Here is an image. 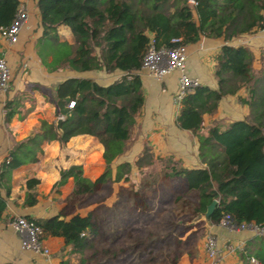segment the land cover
Here are the masks:
<instances>
[{"label": "trees", "instance_id": "16d2710c", "mask_svg": "<svg viewBox=\"0 0 264 264\" xmlns=\"http://www.w3.org/2000/svg\"><path fill=\"white\" fill-rule=\"evenodd\" d=\"M19 5L20 0H0V25L11 23ZM36 6L42 28L35 42L36 54L43 64L48 54L57 52L79 72L126 71L106 84L77 76L58 82L56 118H41L39 129L16 142L0 161V187L7 195L12 170L38 160L44 140L65 143L71 136L85 133L101 142L105 167L95 179L84 176L80 164H72L60 168V177L53 184L58 188L72 176L75 187L68 199L76 198L75 205L51 216H29L41 227V237L62 236L64 243L70 244L68 249H61L65 258L60 264H178L182 253L189 258L196 255L209 225L226 213L235 222L264 224V48L255 65L248 46L230 43L260 26L264 0H36ZM60 26L69 30L71 40L61 37ZM150 35L158 47L170 45V38L179 35L186 44L202 36L219 37L225 42L215 55L217 86L200 84L185 93L175 119L178 127L196 135L203 165L180 166L175 160L155 156L145 143L135 160L142 174L140 188L129 193L128 199L126 195L124 201L132 208L134 195L139 194L144 211L151 210L147 192L153 193L157 185L152 178L157 160L162 164L163 178L179 180L172 202L181 205L174 209V215L186 213L188 219L178 222L179 218L170 216L157 228L136 231L130 223L114 222L122 210H117V215L110 213L113 222L107 225L106 216L95 209L82 214L74 207L99 184L126 178L130 173V162H120L114 172L111 163L126 150L144 103L137 71ZM240 88L247 93L244 117L224 124L216 120L204 130V115L214 113L223 96ZM70 100L74 101L72 106H68ZM5 107L9 119L15 109L11 101ZM59 115L60 131L56 126ZM38 181L29 177L26 187L31 189ZM213 198L217 203L206 221L204 211ZM37 200L35 193L27 191L25 204L33 205ZM5 205L0 193V219ZM179 225L183 229H177ZM236 252L238 264H253L251 258L264 263V235L253 236Z\"/></svg>", "mask_w": 264, "mask_h": 264}, {"label": "crops", "instance_id": "0c3cea01", "mask_svg": "<svg viewBox=\"0 0 264 264\" xmlns=\"http://www.w3.org/2000/svg\"><path fill=\"white\" fill-rule=\"evenodd\" d=\"M20 4L27 12V20L20 30L18 40L15 43H8L0 39V56L7 60L11 70L8 87L0 90V161L16 142L39 129L41 118L49 121L56 118L55 96L58 82L66 77L77 76L91 77L106 84L123 74L122 70L106 72L102 69L79 72L57 52L48 54L46 63L43 64L36 54L35 42L42 33L36 0H20ZM59 32L61 37L71 40V34L66 27L60 26ZM224 42L219 37L202 36L196 42L187 44L186 72L197 76L201 84L216 87L215 55ZM230 43L248 46L255 56L254 64L258 65L260 51L264 48V28L257 27L232 39ZM177 75L178 72L175 71L159 81L141 74L144 103L135 122L139 129L138 136L134 141L130 138L126 150L111 163L113 172L120 162L128 161L131 164L130 173L126 178L111 180L113 187L110 201L114 204L112 213L117 207V210L121 211L119 206L125 201L126 195L128 199L129 193L140 188L142 174L135 160L141 154L145 143L151 147L155 156L170 158L177 161L180 166L203 165L198 155L196 135L190 129L178 127L175 121L178 105L172 96L177 88ZM246 99L247 93L244 88H240L234 94L223 96L219 100L217 110L204 115L203 129L206 130L216 120L224 124L233 119L243 118L248 109ZM7 101H11L15 109L9 119H6ZM41 146L42 151L38 155V160L19 165L12 170L7 195L5 189L0 187V193L6 200L0 219V264H60L61 259L65 258L62 252L70 247V244L64 243L62 236L41 237L42 243L50 249L48 254L23 249L20 246L19 234L10 226L9 219L18 214L36 218L51 216L69 206L68 195L75 187L73 177H68L58 188H53V184L60 177L61 167L80 164L82 174L90 179H95L103 171V146L93 135L75 134L65 143L58 139L44 140ZM154 166L156 170L152 178L157 182L158 192V180L164 179L167 183L169 180L163 178L162 164L159 161L156 160ZM29 177L39 180L31 189L26 187V179ZM27 191L36 194L38 200L35 204L24 203ZM156 191H153L155 196ZM120 215H117L118 219ZM207 234L217 237L221 249V257L215 264L219 262L238 264L237 249L256 236L247 229H228L216 223L209 225ZM205 238L200 240L198 251L193 258H189L184 252L180 255L178 264H205L207 261ZM240 243L241 245L236 247ZM230 247L236 248L230 251Z\"/></svg>", "mask_w": 264, "mask_h": 264}, {"label": "built area", "instance_id": "2783aa9c", "mask_svg": "<svg viewBox=\"0 0 264 264\" xmlns=\"http://www.w3.org/2000/svg\"><path fill=\"white\" fill-rule=\"evenodd\" d=\"M192 1V0H189ZM27 20V12L20 4L15 18L8 25H0V39L15 43L19 38V33ZM260 28H264V13L259 22ZM187 61V44L183 42L182 36H173L170 38V45L156 46L155 39L152 35L149 36L148 45L143 55L139 74L148 75L156 80H162L165 76L177 71V88L172 99L179 105L183 95L201 82L197 76L190 75L186 72L185 66ZM126 71H123V74ZM11 78V70L4 57L0 56V90L8 87ZM73 100H70L68 106H72ZM10 226L19 234L20 246L23 249H30L33 252L48 254L50 249L41 241V227L28 215H14L9 219ZM228 229H247L253 232L254 235H264V224L253 221L235 222L232 217L226 213L222 215L217 223ZM238 244L236 247L240 246ZM207 261L205 264H215L221 257V249L218 244L217 237L213 234H207L204 242ZM236 247H230V251ZM253 264H264L263 262L251 258Z\"/></svg>", "mask_w": 264, "mask_h": 264}, {"label": "rangeland", "instance_id": "374dc122", "mask_svg": "<svg viewBox=\"0 0 264 264\" xmlns=\"http://www.w3.org/2000/svg\"><path fill=\"white\" fill-rule=\"evenodd\" d=\"M138 130L139 129L137 125H134L131 135V139L133 138L132 139L133 141L138 136L137 135ZM104 167H105V161H104ZM158 183H159L158 192L156 191L157 187L153 189L154 191L157 192L156 196L152 192L151 193L147 192L150 198V200L148 201L151 203L150 206L152 207L150 211H144L143 207L140 205L141 201L139 200V194H136L134 195L135 206L131 208L130 206H128L127 203L123 202V204L119 206L120 210H122L120 219L116 217V220H114V222L116 224L120 223L123 225H128V223H130L131 224L130 226L133 229H136V231H143V229H147V228H157L159 224L165 220V218H167L168 220L170 216L173 217L174 219L179 218L178 222L180 221V219L187 220L188 215L186 213L180 214L179 217H176L174 215L175 213L174 209L176 207H179V205H181L180 203L172 202L174 193L177 192L178 191L177 189H179L180 187L179 180L177 178L170 179L168 181L169 183L168 184L163 179V181L158 180ZM112 185L113 184L111 183V180L99 184L95 192L88 195L81 203L78 204V206L76 205L74 207V210L79 212H85L87 209L93 208L101 216H106L107 225L110 224L112 225L111 222H113V215L109 216V214L113 212V207H114V204L110 201L112 196V187H113ZM182 188H184V186ZM130 190L128 189V191ZM75 199L76 198H72L70 200V204H69L70 209H71L70 206L74 204ZM190 199H192V197H190ZM107 203H110V205ZM69 208L67 209V211L69 210ZM117 208L115 209L114 214L117 213ZM177 229H183V226L179 225Z\"/></svg>", "mask_w": 264, "mask_h": 264}, {"label": "water", "instance_id": "95a60500", "mask_svg": "<svg viewBox=\"0 0 264 264\" xmlns=\"http://www.w3.org/2000/svg\"><path fill=\"white\" fill-rule=\"evenodd\" d=\"M61 118H62V116L59 115V116L57 117V119H56V126H57V129H58L59 131H60V129H59V123H60ZM263 131H264V130H263ZM216 203H217V199H216V198H213V199L211 200V202L206 206V209H205V211H204V218H205L206 221H209V216H210V214L212 213V211H213V209H214ZM59 218H62V216H59Z\"/></svg>", "mask_w": 264, "mask_h": 264}]
</instances>
